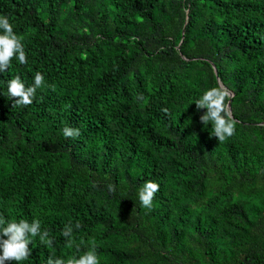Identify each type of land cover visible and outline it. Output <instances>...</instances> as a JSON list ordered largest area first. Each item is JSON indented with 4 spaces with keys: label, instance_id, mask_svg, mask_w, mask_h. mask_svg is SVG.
I'll list each match as a JSON object with an SVG mask.
<instances>
[{
    "label": "trees",
    "instance_id": "1",
    "mask_svg": "<svg viewBox=\"0 0 264 264\" xmlns=\"http://www.w3.org/2000/svg\"><path fill=\"white\" fill-rule=\"evenodd\" d=\"M0 14L26 53L0 73V215L52 237L23 264L91 247L100 264H264V0H0ZM37 71L33 103L12 105L6 82ZM214 86L236 122L223 141L194 104Z\"/></svg>",
    "mask_w": 264,
    "mask_h": 264
},
{
    "label": "clouds",
    "instance_id": "2",
    "mask_svg": "<svg viewBox=\"0 0 264 264\" xmlns=\"http://www.w3.org/2000/svg\"><path fill=\"white\" fill-rule=\"evenodd\" d=\"M15 60L23 65L26 63V53L22 43V37L14 32V25L10 23L7 16L0 14V73L11 67V61ZM44 75L37 71L32 77V83L26 85L20 75H15L6 82L7 98L13 101L12 105L16 107L27 106L33 103L36 92L44 83ZM3 95V93H0ZM230 92L220 87H210L202 92L198 99L194 101L197 110L205 111L200 116V121L210 124L211 135L218 141H223L231 137L235 131V120L233 119L227 98ZM78 128L65 127L63 135L65 137L79 136ZM159 185L154 181H146L138 190L137 197L140 204L150 208L153 204V197L158 191ZM109 191H112L109 186ZM80 225L66 224L61 231L62 237L66 239L69 246L73 241V230L79 229ZM33 238H38L44 244H51L52 237L47 230L43 229L41 222L33 218L28 219H10L0 215V264H6L7 261H14L15 264H23L31 254L32 249L28 247L33 243ZM55 264H100V258L97 249L91 247L83 254L66 259H57Z\"/></svg>",
    "mask_w": 264,
    "mask_h": 264
},
{
    "label": "water",
    "instance_id": "3",
    "mask_svg": "<svg viewBox=\"0 0 264 264\" xmlns=\"http://www.w3.org/2000/svg\"><path fill=\"white\" fill-rule=\"evenodd\" d=\"M213 67H214V69H215V71H216V67H215V65L213 64ZM232 95V94H231ZM228 107H229V109H231L230 108V103L228 104Z\"/></svg>",
    "mask_w": 264,
    "mask_h": 264
}]
</instances>
